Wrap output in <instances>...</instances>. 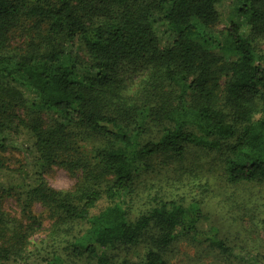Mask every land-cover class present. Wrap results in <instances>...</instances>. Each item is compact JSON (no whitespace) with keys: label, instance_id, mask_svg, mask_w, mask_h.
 I'll return each instance as SVG.
<instances>
[{"label":"trees","instance_id":"16d2710c","mask_svg":"<svg viewBox=\"0 0 264 264\" xmlns=\"http://www.w3.org/2000/svg\"><path fill=\"white\" fill-rule=\"evenodd\" d=\"M227 1L231 0H38L29 6L0 0V28L22 17H36L50 22L51 37L64 36L60 48L30 49L20 57L0 55V146L8 145L11 133L26 131L42 167L71 169L80 162L68 160V151L78 144L80 134L110 141L97 156L112 180L102 190L81 192L77 205L40 179L10 189L27 203L44 201L82 224L72 251L89 264H128L113 263L111 253L118 245H138L151 230L158 238L142 263L168 264L158 250L181 236H198L199 210L188 211L173 202L128 221L137 162L157 155L182 160L189 146L228 151L230 184L264 183V54L255 48V37L264 33V0H242L238 12L247 17L248 31L230 23L215 37L217 9ZM166 7L163 17L154 18ZM79 46L88 63L77 60ZM215 50L235 60L219 66L221 58L211 52ZM128 63L149 68L152 80L170 89L168 98L174 97L175 105L163 103L156 110L148 104L119 106L112 80L128 71ZM23 90L32 93L30 102ZM188 99L193 105L186 104ZM25 102L42 109L53 126L41 128L10 114L17 103ZM103 201L105 206L92 214ZM206 240L231 252L215 237ZM258 264H264V256Z\"/></svg>","mask_w":264,"mask_h":264},{"label":"rangeland","instance_id":"374dc122","mask_svg":"<svg viewBox=\"0 0 264 264\" xmlns=\"http://www.w3.org/2000/svg\"><path fill=\"white\" fill-rule=\"evenodd\" d=\"M20 1L30 6L38 0ZM242 5V0H231L218 7L220 20L212 28L215 37H219L222 29L230 23L248 31L247 17L238 12ZM166 9L163 13H155L154 18L163 17ZM49 24L42 18L22 17L0 28V55L20 57L30 49L60 48L64 36L51 37ZM158 31L163 37V29L160 27ZM255 48L258 53L264 54V33L255 37ZM211 52L221 58L219 66L235 60L232 55L216 50ZM76 53L80 63L89 62L80 46ZM128 65L127 72H119L112 80L119 106L148 104L156 110L163 103L175 105V98H168L170 89H164L165 83L153 81L149 68ZM224 81L225 76H220L221 99ZM23 92L30 102L32 93L28 90ZM152 99V103H145ZM29 102L17 103L10 109V114L41 128L53 126L46 113ZM186 104L193 105L191 99ZM141 117L144 118L139 114ZM11 136L8 145L0 146V264H46L48 260L63 264H89L87 258L72 251V244L84 230L82 224L67 219L44 201L27 203L23 196H13L10 189L18 184L32 185L40 179L62 198L77 205L81 192L91 188L102 190L112 180L102 170L97 156L99 150L110 146L109 139L80 134L76 139L78 144L68 151V160L78 159L80 163L77 168L66 169L60 166L42 167L36 161L33 140L26 131L11 133ZM231 159L228 151H208L189 146L182 160L172 155H157L137 162L133 167L134 193L128 199V221H135L163 202L182 205L188 211L199 210L200 218L196 223L198 236H181L170 246L158 250L168 264L263 262L264 183L230 184L226 168ZM104 206L105 202H100L92 214ZM208 237L222 241L231 252L218 250L206 240ZM157 238V232L151 230L138 245H118L111 253L113 263L143 264L144 256L154 247Z\"/></svg>","mask_w":264,"mask_h":264}]
</instances>
